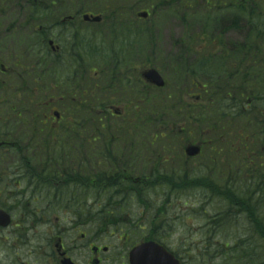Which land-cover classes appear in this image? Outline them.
<instances>
[{"label":"trees","instance_id":"1","mask_svg":"<svg viewBox=\"0 0 264 264\" xmlns=\"http://www.w3.org/2000/svg\"><path fill=\"white\" fill-rule=\"evenodd\" d=\"M177 1L172 0L170 5ZM185 1L190 10L198 7L197 0ZM243 6L246 3L241 0L234 8V30L240 29L238 24L244 15L250 23L256 22V37L264 38V9L259 0H249V6ZM198 37L194 34L195 41L191 37L188 41L197 44ZM247 41L248 44L245 41L233 44V55L227 54L223 45L222 50L215 54L210 47L205 49L206 54L200 52V48L193 49L198 56L195 63L190 62L191 52L186 51V56L183 55L187 62L186 76L191 84L197 82L202 85L203 103L200 104L181 105L179 100L172 98L176 94L175 89L173 92L168 89L158 91L159 99L150 100L146 88L139 85L137 106L127 108V117L121 120L110 117L107 108L99 105L101 93L98 86L91 84L89 120L93 135L90 139L81 138L83 120L78 121L77 116L85 117L86 114L81 103L67 108L65 120L56 133L49 129V136L33 138L27 145L42 150L37 153L35 163L41 165L43 192L56 188L57 202L60 199L54 205L48 198L44 202L45 210L73 206L75 216L81 217L86 210L90 217L93 214V218L102 224L107 211L119 212L120 208L115 205L122 203L124 207L132 195L135 194L134 198L138 200L146 194L139 189L167 185V189L177 194L198 188L202 180L208 196L222 200L226 206L220 212V218L208 225L214 232L206 234L203 245L197 246L200 248L181 250L182 255L177 253L183 264H264V58L256 56L246 68L245 61L242 64L238 62L240 58L246 60L262 52L264 45L258 40ZM217 58L223 61V66L228 62L227 71L221 68L212 71ZM104 63L117 67L118 61L107 59ZM94 64L98 63L91 62V68ZM178 70L180 67L175 72ZM201 80L205 82L200 83ZM168 120L174 125L182 122L187 126L177 130L172 128L173 125L166 129L164 123ZM75 121L80 122L79 128ZM191 128L195 134H202L197 139L203 142L213 137V141L204 143V147L217 165L220 149H228L227 171L221 172L219 167H215L212 175L193 177L185 170L184 164H179L180 168L176 169L172 160H162V157L180 154L175 149L183 139L187 142L191 139ZM87 146L90 147L88 150ZM166 149L171 151L166 153ZM142 157L150 159L144 161ZM138 165L146 168L140 171L139 166L137 169L141 184L126 181L125 173H130ZM33 181L34 188L40 185L35 178ZM151 182L155 184L149 186ZM87 199L92 206L88 205ZM94 204H100L102 208L98 210ZM160 204L159 212L162 213L166 201ZM160 215L155 216L153 222L168 216L166 213ZM153 226L156 231L158 226L155 222ZM146 239L162 242L157 234Z\"/></svg>","mask_w":264,"mask_h":264},{"label":"rangeland","instance_id":"2","mask_svg":"<svg viewBox=\"0 0 264 264\" xmlns=\"http://www.w3.org/2000/svg\"><path fill=\"white\" fill-rule=\"evenodd\" d=\"M59 1L60 4L58 5L64 9V11L66 9H72L74 5H78L79 8H85V11L90 12V14L105 16L108 21L115 19L136 20L138 11L144 9L146 6L151 7V5H154L153 15L149 22L145 25L140 22L138 24L139 29L148 28L149 33L145 35L138 33L137 42L141 53L138 55L133 65L135 70L132 72L134 75L132 77L138 80V86L140 85L143 89V85L140 84V73L148 69H156L166 79L168 91L173 92L175 89L176 94L173 95L172 98L174 100H179L181 105L203 103V100H201V102L198 100V97L201 95L200 90L195 86L190 88L191 80L186 76L187 62L183 60V55L186 56V51L191 52L190 62L195 63L198 60V56L194 52L195 49L198 50L200 48V52L206 54L207 52L205 49L210 47L212 51L214 50L212 53L215 54L217 50H222L223 45L227 54L233 55L231 49L233 44L237 45L244 41L248 44L247 40H258L262 41L264 45V38L258 39L256 37V22L250 23L246 19L247 16L241 15L243 19H241V22L238 24L240 29L232 31L231 28H234L235 25H231V19L224 17L229 12L207 13L206 11L201 12V10H198V7L190 10L185 0H178L173 4L171 12L167 11V8L170 7L169 3L171 0H149L150 2H147L148 0ZM8 3L12 2H10V0H1L0 6H5ZM42 3L50 4L51 1L42 0ZM120 5H125L128 8L120 9ZM19 7L22 9L26 8V0L11 4L8 9L9 15L1 17V20L22 19L21 17L24 11H19ZM28 10L29 8L26 9V13ZM188 28H190V30H188ZM90 32L89 49L93 53H89V58H93V60L90 61L97 62L99 65L94 64V67L100 69V67L102 68V66H104L102 63L106 61L104 58L111 52V47L113 46L114 50L118 51L122 48V45L119 46L118 43L110 45V40L106 38L109 34V27L104 31L99 28V31L91 30ZM194 34L199 36L196 41L197 44H190L188 39H190V37L193 39ZM201 39L202 41L199 44L198 42ZM193 41H195V39H193ZM94 54H96V58L98 57V59L93 57ZM256 56L264 58V50L257 53V55L255 53L249 56L246 60L240 58L238 62L242 64V62L245 61L244 67L246 68ZM129 58H131V54H127L125 57L120 58L126 69L128 68L127 60ZM247 60L249 61L247 62ZM222 63L223 61L220 62L219 58H217L212 71L214 72V70L218 68L227 71L228 62L226 61L224 66ZM108 66L111 67L109 64ZM86 67L87 63L84 68ZM179 67L180 70L175 72ZM63 76L64 78L66 77V72ZM202 81L205 82V80H201L200 83H203ZM49 82L50 81L45 82L44 86ZM99 83L100 79L93 82V84ZM156 92L157 90H153L152 92L148 91L150 100H154L155 98L159 99ZM141 94L143 96L145 93L143 92ZM141 101L144 102L145 100L142 98ZM56 110L62 112L64 109L58 107ZM85 118H88L86 114L85 117L83 115L77 116L78 121L85 120ZM112 122L117 123L118 120H112ZM172 123L174 122L168 120L164 123V127L168 129L174 125ZM186 126V123L181 122L176 123L172 128L179 130L181 128L185 129ZM91 128L92 124L90 125L89 134H93ZM190 131H192L191 141L198 138L199 134L200 136L202 135L201 133L195 134L192 128ZM89 134H87V137L81 136V138H88L90 137ZM197 140L201 141L200 139ZM182 141L183 142L178 143L179 148L176 149L180 154L172 157V163L177 166L176 169L180 168H178L179 164H184L187 168L185 170L189 174H192L193 177L212 175L215 167H219L218 170L221 172L227 171L226 164L228 161L227 158L229 157L226 154L228 153V149L224 147L220 149L219 165H217V161L211 160L209 154H206L205 147L201 159H187V161H185L184 148L188 143H186L187 141L184 139ZM210 141H213V137L210 138ZM86 148L88 150L90 147L87 146ZM221 163L222 165H220ZM201 182H199L198 188L196 187L177 194L167 189V185H157L152 188L139 189L142 194H146L136 200V198H134L135 194L133 193L134 195L131 196V200L127 202V205L124 204V207L122 203L115 205L117 209L120 208L119 212L113 210L107 211L108 214L101 226L98 221L93 218V214L90 217L86 210L83 215L79 217L73 214L75 211L73 206H65L64 208L66 209L61 208L60 210L54 207L53 211L58 212L55 215L59 218L58 220L55 218L49 220V214H47L41 227L36 225L30 227L26 226L27 228L23 232L14 225L12 229L0 233V264H59V261H57V252L55 250V243L58 237L62 238L65 250L68 251L70 258L77 264H92L90 241L94 246L100 248L107 247L109 249L108 252H102L100 255L102 264H129L128 253L131 246L140 243L144 240L143 237L150 235L156 236V234L171 251L179 255H182L179 252L181 250L187 251L188 248L195 250L197 246L203 245L202 242L206 238L207 233H210L209 235L213 234L214 231H211V227L208 225L214 224L216 220L220 218L219 214L226 206L222 200L210 198ZM154 184L155 182H151L149 186H153ZM33 188L34 181L32 182V190ZM74 197L75 196L71 198L73 199ZM59 201L60 199L58 202ZM161 201H166L165 207L162 208V213L159 212ZM58 202L56 204H58ZM90 202L91 201L87 199L88 205H90ZM17 203H19V205L14 201L9 202L10 206L13 204L16 205L14 207L16 210H12L15 219L18 220V213L21 215L20 212H22L25 215H29L28 221H30L31 214L29 213L31 212H26L24 210L22 201ZM99 205L100 204H94L93 206L97 209ZM40 206L42 209L46 208L44 202ZM95 211L97 212V210ZM165 213L168 216L160 218L159 221H154L155 225L158 226L155 231L153 218L160 214V216H163ZM124 220L129 222H124ZM130 221H133V223H130ZM125 233L130 234V236ZM82 234H87L86 239H82ZM200 252L199 250V253Z\"/></svg>","mask_w":264,"mask_h":264},{"label":"flooded vegetation","instance_id":"3","mask_svg":"<svg viewBox=\"0 0 264 264\" xmlns=\"http://www.w3.org/2000/svg\"><path fill=\"white\" fill-rule=\"evenodd\" d=\"M19 1L22 0H10L12 3L0 6V210L12 215L10 225L6 228L0 227V233L12 229L14 225L23 232L26 226L41 227L47 214L49 220L52 218L58 220L53 209L48 211L40 206L48 198L53 204H56L58 199L56 188L48 193L42 190V173L39 170L41 165L35 163L41 148H29L27 145L33 138H41L44 134H48L49 129L50 132L56 133L61 127L62 115L51 120L47 114L51 109L58 107L67 109L74 104L79 106V101L83 98L82 104L89 113L91 30L99 31L100 28L104 31L109 27L106 38L110 40V45L117 43L119 46L122 45L118 51L112 46L111 52L105 57V59L117 60L118 63L115 69L105 63L106 67L101 70L99 92L102 102L100 103L114 108L122 105L121 101L131 103L135 101L137 92L135 85L138 80L132 77V72L135 70L133 65L139 55L137 36L138 33L141 35L149 33L148 28L139 29L138 24L140 22L145 25L149 22L153 15L150 10L154 7L146 6L142 10L149 13L147 19L108 21L104 18L100 24H95L92 20H84L85 16L92 15L78 5L72 6V9L65 13L55 2L45 4L42 0H35L36 3L29 2L24 9L18 8L19 11H24L22 19L2 21L1 17L9 15L10 5ZM197 1L198 10L201 12H229L224 17L231 19V25L234 24V8L236 4L238 5L235 0ZM243 1L249 4V0ZM260 4L264 6V0H260ZM27 8L29 10L26 13ZM121 8L128 7L120 5ZM127 54H131V58L127 60L126 69L120 58ZM86 63L87 67L84 68ZM44 77L50 78L53 91V100L47 103L43 101V92L46 88ZM43 106L48 109L45 115ZM74 124L78 128L81 125L78 121ZM44 129L47 131L44 132ZM82 129L84 131H81V136L87 137L90 133L89 117L83 121ZM34 178L40 185L32 190ZM12 201L18 205L17 202H23L24 210L31 212L30 221H28L29 215L22 212L21 215L18 213V220L15 219L12 210H16L14 209L16 205H9ZM82 239H86V234H82ZM97 247L90 245L91 249ZM63 249L65 250L64 245ZM103 251L99 247L95 254L91 252L92 259H98L102 263L100 255Z\"/></svg>","mask_w":264,"mask_h":264},{"label":"water","instance_id":"4","mask_svg":"<svg viewBox=\"0 0 264 264\" xmlns=\"http://www.w3.org/2000/svg\"><path fill=\"white\" fill-rule=\"evenodd\" d=\"M146 17V14L141 15ZM86 19V18H85ZM94 20L99 21L100 18ZM143 77L151 84L159 87L164 86V81L157 71L149 70L143 74ZM58 116L57 113H55ZM201 152L200 146H189L186 149V154L189 157H195ZM10 222L9 217L0 211V225L7 226ZM130 264H180L179 260L171 254L164 246L154 241L144 242L139 246L133 248L129 255ZM62 264H75L71 259H65ZM93 264H99L95 261Z\"/></svg>","mask_w":264,"mask_h":264}]
</instances>
